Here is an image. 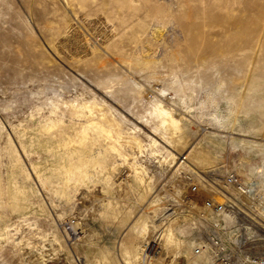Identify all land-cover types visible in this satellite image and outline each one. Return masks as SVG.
Returning a JSON list of instances; mask_svg holds the SVG:
<instances>
[{
	"label": "rangeland",
	"instance_id": "1",
	"mask_svg": "<svg viewBox=\"0 0 264 264\" xmlns=\"http://www.w3.org/2000/svg\"><path fill=\"white\" fill-rule=\"evenodd\" d=\"M156 99L188 123L172 163ZM85 130L88 173L67 181ZM214 166L264 171V0H0V264H205L208 193L185 172L221 184ZM260 214L240 228L256 252Z\"/></svg>",
	"mask_w": 264,
	"mask_h": 264
},
{
	"label": "built area",
	"instance_id": "2",
	"mask_svg": "<svg viewBox=\"0 0 264 264\" xmlns=\"http://www.w3.org/2000/svg\"><path fill=\"white\" fill-rule=\"evenodd\" d=\"M185 159L183 155L181 161ZM222 176V183L218 184L211 177L185 172L192 190L203 189L208 193L198 215L200 225L196 227L192 254L205 260L206 264H264V251L256 252L251 238L240 232L245 222L249 219L257 222L256 217L261 216L264 171L245 176L236 168H226ZM75 226L76 221H71L74 237Z\"/></svg>",
	"mask_w": 264,
	"mask_h": 264
},
{
	"label": "bare ground",
	"instance_id": "3",
	"mask_svg": "<svg viewBox=\"0 0 264 264\" xmlns=\"http://www.w3.org/2000/svg\"><path fill=\"white\" fill-rule=\"evenodd\" d=\"M85 106V105H84ZM89 107V106H88ZM87 108V107H86ZM53 109V108H52ZM91 110V109H90ZM89 110V111H90ZM150 112H149V114H150V120L151 121H155L156 123H154V126H153V129H154V134L155 135H159L161 138H163V140L162 141H164L167 145H168V147H170V149L169 148H166L165 147V149H166V151L168 152L166 155L167 156H170V158H171V160H169V162L171 161V163L173 162V160H175L176 161V153H174L175 151H178V150H181V148H183L184 146H182V144L184 143V138H185V134H184V132H185V130L188 128L187 126L188 125H186V124H188L187 123V121H184L183 122V119H180V118H177L175 115H174V113L172 112V110H170L168 107H166V105L160 100V99H156L154 102H153V104H152V107H151V110H149ZM148 112V111H147ZM49 114V113H48ZM186 119V118H185ZM149 120V119H148ZM147 120V121H148ZM92 121V120H91ZM185 122H186V124H185ZM99 123V122H98ZM94 124V123H93ZM49 126L51 125V124H48ZM89 125V124H88ZM119 125V124H118ZM47 126V125H46ZM48 126V127H49ZM52 126H53V124H52ZM52 126H51V129H52ZM94 126V125H93ZM96 126V128H99L102 132H107L106 133V135H108L109 133H110V131H112V130H110V131H108L107 129H105L104 127H99V126H97V125H95ZM101 126V125H100ZM53 130V129H52ZM50 131V130H49ZM101 131H99L100 132V134H101ZM98 134V133H97ZM121 134V133H120ZM81 136H82V139L81 140H79L80 142H79V146H77V145H72L74 142L73 141H71V140H69L68 142L66 141V143L64 144V146H65V151H64V154L63 155H61L59 158H61V159H63L64 161H63V165H62V167H63V171H64V176H65V178H67L66 180L67 181H71L73 178H74V176L76 177H83V176H86V174L88 173V171L86 170V167H87V164H86V162L88 161V149H86V145H85V142H86V140H87V138H89L88 137V134H87V130H85L82 134H80ZM64 136V135H63ZM66 136V135H65ZM134 136V135H133ZM57 137V136H56ZM80 137V136H79ZM78 137V138H79ZM109 137H111L110 136V134H109ZM136 137V136H135ZM38 138V137H37ZM64 138V137H63ZM118 138V137H117ZM151 138H152V141H153V144L154 145H156V146H158V144H160L159 143V141L157 140V138H155V137H153V136H151ZM40 139V138H39ZM75 140V139H74ZM89 140V139H88ZM77 141V140H76ZM63 142H65V141H63ZM130 142V141H129ZM78 143V142H77ZM137 143H139V141H137ZM142 145V144H141ZM56 146V145H55ZM58 146H60V145H58ZM63 146V147H64ZM61 147V146H60ZM59 147V148H60ZM59 148H57V149H59ZM53 149H54V147H53ZM119 149V148H118ZM56 151H58V150H56ZM61 151H63V150H61ZM92 151V150H91ZM118 152H119V150H117ZM57 153V152H56ZM61 153V152H60ZM194 153H196V152H194V150L193 149H190V152H189V155H190V157L194 154ZM55 154V153H54ZM62 154V153H61ZM93 154V153H92ZM120 155L122 154V153H119ZM201 155V154H200ZM57 156H59V154L57 155ZM125 156V155H124ZM186 156V155H185ZM199 156V155H198ZM96 157V156H95ZM16 158V157H15ZM168 158V157H167ZM188 158V156H186V159ZM192 158V157H191ZM183 159V158H182ZM94 160H97V159H94ZM193 160V162L196 164V165H198V167H200V168H202L203 167V165H204V163L206 162H204V160H203V157L202 156H199V158H193L192 159ZM15 161H16V165H17V161L18 160H16L15 159ZM56 161H58V158H57V160ZM67 161V162H66ZM75 161H79V164L78 165H76V163H75ZM174 161V162H175ZM59 163H60V161H58ZM19 164V163H18ZM60 166V165H59ZM182 166V165H181ZM184 166V165H183ZM192 166V165H191ZM40 167V166H39ZM15 168H16V166H15ZM94 168V167H93ZM207 168V167H206ZM211 168H213L211 171L210 170H208L207 172H211V174L213 175V176H215L217 173H221V174H223L224 172H225V169H226V167H223V166H221V167H217V166H214V167H211ZM259 168V167H258ZM18 169H19V167H18ZM199 169V168H198ZM57 170V169H56ZM59 170H61L60 168H59ZM58 170V171H59ZM262 170V169H261ZM38 171V170H37ZM259 171V170H258ZM223 172V173H222ZM17 173V172H16ZM51 173V172H50ZM61 174H62V170H61V172H60ZM202 174H200V175H202V176H204L203 175V173L205 174V172L204 171H202L201 172ZM23 174H25V173H23ZM29 174V173H28ZM57 175V174H56ZM27 176V175H26ZM205 176H207V175H205ZM209 176V175H208ZM13 177V176H12ZM12 177H10V178H12ZM30 178V177H29ZM24 179V178H23ZM47 179V178H46ZM76 179V178H75ZM82 179V178H81ZM77 180V179H76ZM14 181V180H13ZM12 181V182H13ZM19 182V181H18ZM23 183V182H22ZM11 185V184H10ZM14 186V185H13ZM23 186H25V185H23ZM15 188V187H14ZM17 188V187H16ZM65 188H67V187H65ZM11 189V188H10ZM2 190V189H1ZM15 190V189H14ZM16 191V190H15ZM62 191V190H61ZM1 193H2V191H1ZM17 196V195H16ZM16 196H14V197H16ZM69 196V195H68ZM146 196V195H145ZM16 203H17V201H16ZM261 213H263L264 214V206L262 207V209H261ZM144 220V219H143ZM142 220V221H143ZM141 221V222H142ZM144 222V221H143ZM141 223V224H145V223ZM139 224V223H138ZM137 224V225H138ZM146 225H148V224H146ZM247 226H245L244 228H246ZM133 228V227H132ZM145 228L146 227H144V225H140V226H137V231H142V230H144L145 231ZM133 230V229H132ZM74 232H75V235L76 236H80V233H79V230L77 229V226H75V228H74ZM147 232V231H146ZM139 233V232H138ZM145 233H143V235H144ZM167 235H170V234H167ZM167 238H169V236L167 237ZM169 241V240H168ZM167 242V241H166ZM171 242V241H170ZM130 244V245H129ZM129 244H127V247H128V245L130 246L129 248H126V251H125V253L126 254H128L129 256L131 255H133V256H135L136 258H137V260H138V255H139V251L141 250H139V247L138 246H136L135 247V245H134V243H133V241L132 242H130ZM124 246H126V244L124 245ZM150 246V245H149ZM180 246V245H179ZM178 246V247H179ZM132 256V257H133ZM142 256V255H141ZM140 256V257H141ZM135 257H133V259L132 260H129L128 261V263L129 262H131V261H133L134 260V258ZM136 258H135V261H136ZM131 259V258H130ZM134 262V261H133ZM132 263V262H131ZM131 263H129V264H131ZM205 264H206V262H205Z\"/></svg>",
	"mask_w": 264,
	"mask_h": 264
}]
</instances>
